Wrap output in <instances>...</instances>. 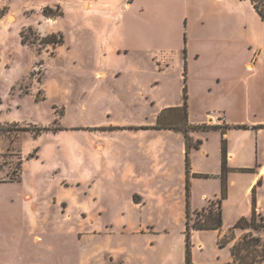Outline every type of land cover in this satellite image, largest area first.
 I'll return each mask as SVG.
<instances>
[{"label":"rangeland","instance_id":"rangeland-1","mask_svg":"<svg viewBox=\"0 0 264 264\" xmlns=\"http://www.w3.org/2000/svg\"><path fill=\"white\" fill-rule=\"evenodd\" d=\"M173 1L172 25L179 23V11L199 23L223 22L222 14L231 13L237 29L238 38L229 48L232 57L227 61L213 60L218 45L199 36L191 38L192 50L202 53L191 69L193 88L197 98L205 91L196 110L210 109L226 99L244 104L247 85L252 84L250 98L258 96V102H264L258 78H248L245 62L250 51L240 40L246 29L251 32L257 27L251 1L188 0L179 6ZM64 20H69V14ZM65 29L70 48L56 57V50L40 40L21 46L14 26L7 36L0 30L1 115L15 119L0 123V264H142L140 255L149 259L147 264H185L184 216L174 212L167 221L150 222L149 214L158 217L163 207L146 204L139 208L126 203L123 186L92 189L87 182V176L92 177L87 152L96 141L91 123L109 113L116 120L150 118L156 106L130 108L108 102L123 93L114 92L110 84L102 93L92 87L88 50L79 40L85 34L69 24ZM23 30L27 38H34ZM224 49L226 45L223 53ZM262 74L264 66L260 67ZM164 83L163 89L150 95L172 102L182 98L177 66L170 67ZM98 95L106 99L92 103ZM107 109L110 112L104 115ZM190 244L194 262L215 263L230 253L219 249L213 231L191 229Z\"/></svg>","mask_w":264,"mask_h":264},{"label":"crops","instance_id":"crops-1","mask_svg":"<svg viewBox=\"0 0 264 264\" xmlns=\"http://www.w3.org/2000/svg\"><path fill=\"white\" fill-rule=\"evenodd\" d=\"M33 1L0 0V30L6 36L14 26L18 43L23 46L29 44L21 42L20 32L28 27L38 37L61 35L62 42L46 44L56 50L53 55L56 57L61 50L70 48L65 29L69 24L75 32L85 34L79 40L88 50L87 71L94 78L93 88L102 93L110 84L114 92L123 93L108 101L112 104H126L130 108L156 106L150 118L116 120L110 118L109 113L106 118L91 123L96 141L87 152V170L92 172L91 179L87 176V182H91L92 189L112 190L115 185L123 186L128 194L127 204L139 208L146 204L163 207L158 217L149 214L150 222L167 221L174 212L185 217L187 204L190 211L202 210L220 197L224 141L227 173L226 196L221 201L222 226L207 231H213L218 240L241 217L250 218L253 207L256 215L264 219V102H258V96L250 98L253 84L247 85L244 104L226 99L225 103L215 104L210 109L196 110L205 91L197 98L193 88L191 69L202 53L192 50L191 38L199 36L218 45L219 48L214 50V61L230 60L229 48L238 38L231 13L222 14L223 22L203 20L199 23L196 18L191 21L190 14L181 15L179 11V23L172 25L170 12L174 10L172 3L176 4L173 0ZM183 1L188 0H177L178 6ZM46 6H59L62 14L46 17L42 12ZM255 12L256 30L250 32L246 29L240 40L250 51L245 62L249 68L248 78H258L264 89V74L259 76L260 67L264 66V19ZM68 14L69 20L65 21ZM185 16V26L182 27L181 20ZM223 45H226L224 53ZM173 66H177L180 79L182 77L179 86L182 95L183 86L186 87V123L191 127L188 136L192 143H198V147L189 149L188 174L185 136L181 130L171 128L181 125L182 116L176 107L183 104V96L172 102L150 95L166 86L165 77ZM104 98L98 95L92 103H101ZM109 110H104L103 114ZM3 111L0 107V123L15 120L3 117ZM162 227L163 230L167 228ZM243 233L244 230L236 228L235 238L223 247L218 246L219 249L230 250ZM121 261L126 263L128 260ZM139 261L147 264L149 259L140 255ZM228 261H231L230 253L215 263ZM192 264L212 263L192 261Z\"/></svg>","mask_w":264,"mask_h":264},{"label":"trees","instance_id":"trees-1","mask_svg":"<svg viewBox=\"0 0 264 264\" xmlns=\"http://www.w3.org/2000/svg\"><path fill=\"white\" fill-rule=\"evenodd\" d=\"M253 7L260 15L262 19H264V0H250ZM43 15L46 17H54L61 15L62 12L59 6L55 8H51L46 6L42 10ZM26 30L33 33L34 38L30 40L27 38L24 30H21L20 37L21 42L23 44H35L37 40H40V43L43 45L46 44H55L62 42L61 35H49L45 37H38L35 32H33L31 27H28ZM58 37V38H57ZM183 104L180 107H176V110H179L182 113L183 119L180 126H171V128L179 129L185 136L186 140V155H185V163H186V172L189 173V149L191 147H198V143H192L189 136L188 131L191 128L186 123L187 117V92L186 87L183 86ZM203 126L202 128H204ZM26 129V128H19ZM47 129V128H46ZM225 146L224 141L222 145V160H221V180H222V188L221 195L215 201H211L207 208L202 210H194L190 211L188 208V204L186 205V213H185V264H192V260L190 258V231L193 230H210V229H219L222 226V216H221V201L226 196V173L227 166L225 160ZM13 180V179H9ZM189 194V186L188 182L186 185V196L188 198ZM136 200V195L134 196ZM192 214H194V218H192ZM236 228H240L244 230V233L236 239L230 247L231 261L224 263H212V264H264V219L262 216L256 215V209L253 207V212L250 218L241 217L232 227L229 228L226 235L220 237L217 240V245L219 247H223L231 242L234 236V230ZM258 230V233H252L250 229Z\"/></svg>","mask_w":264,"mask_h":264}]
</instances>
